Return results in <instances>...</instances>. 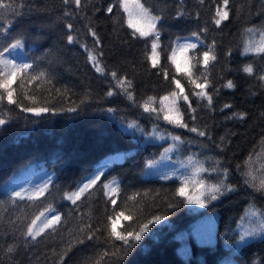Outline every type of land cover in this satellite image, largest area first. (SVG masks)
I'll return each mask as SVG.
<instances>
[{"label": "trees", "instance_id": "16d2710c", "mask_svg": "<svg viewBox=\"0 0 264 264\" xmlns=\"http://www.w3.org/2000/svg\"><path fill=\"white\" fill-rule=\"evenodd\" d=\"M10 2L22 3L23 14L16 17L9 10L0 20V25L14 21L7 33L0 27V50L22 39L23 47L5 55L33 69L12 83L17 103L9 104L0 89L5 96L0 119L6 121L0 125V264H93L96 259L102 264H264L259 236L239 240L256 221L249 209L264 211V192L248 187L241 175L251 171L257 183L264 178V81L257 78L264 73V53H244L246 41H260L258 33L245 30H264V0H229L228 19L219 25L223 0H139L162 17L155 67L149 59L151 38L133 35L117 0H81L79 8L71 0H4ZM192 33L200 34L199 42ZM186 42L197 43V49L178 47ZM213 42L216 59L205 66L202 53ZM173 48L175 63L169 58ZM249 64L255 75L242 70ZM189 72L198 83L206 73L203 91L211 104L194 94L201 89L189 83ZM124 78L131 82L123 87L133 99L121 88ZM175 81L188 96L177 104L188 128L163 119L174 99L170 93L179 91ZM228 81L233 88L226 87ZM109 91L114 94L108 96ZM165 96L169 99L162 101ZM145 103L158 113L146 112ZM24 107L50 111L37 115ZM175 136L183 142H174ZM224 169L235 192L204 205L176 194L183 182L188 195L199 196L224 181ZM100 172L101 180L75 204L66 198ZM113 179L118 192L111 191ZM46 183L43 195L34 196ZM15 192L22 198L13 203ZM54 214L61 216L54 230L46 228L35 240L24 235L33 219L40 217L39 230ZM157 216L164 219L149 224L127 256L112 255L123 242L109 235V217L117 231H138ZM89 227L93 240L86 239ZM105 251L108 256L101 257Z\"/></svg>", "mask_w": 264, "mask_h": 264}, {"label": "snow or ice", "instance_id": "6c2138e0", "mask_svg": "<svg viewBox=\"0 0 264 264\" xmlns=\"http://www.w3.org/2000/svg\"><path fill=\"white\" fill-rule=\"evenodd\" d=\"M65 4H68L70 0H64ZM78 8L81 7V0H71ZM118 6L123 9L125 13L128 15V26L130 28H133L135 31L133 32V35H136V33H139V36L141 38H151V54L149 56V59L152 62V66L155 67L157 64V57L158 52L157 49L159 47V39H160V33L157 28V24L162 20L161 16H154L151 14L150 10L145 8L143 4L139 3V0H117ZM229 3V0H223L224 8L225 10L220 11L217 10V16L218 19L215 20V23L219 25L222 20H227L229 16V12L227 10V5ZM114 5H109L107 8L108 13H112ZM22 8L23 4L16 5L14 3H4V0H0V20H6L7 15L9 13V10H11V15L19 17L22 16ZM71 13L65 12V15H70ZM183 13L178 12L177 16H181ZM135 17V18H134ZM14 21H10L8 23H5L3 25H0L2 27V30L7 33L9 29L13 27ZM67 27L71 29L73 26L71 24H68ZM91 31L92 36H96V33L89 29ZM248 33H258L260 36V41L258 44L253 45L251 41L245 42L244 47V53L247 54L249 52L253 53H264V30L261 29H255V28H249L245 30ZM199 33H192V36H195L197 38V41L199 42ZM67 40L71 43L74 40V37L69 35L67 37ZM180 40V38H177V42ZM98 42V38H97ZM214 44L213 42L212 46L208 47V50L204 51L202 53V63L207 66L210 61H214L216 59L215 55H212V52L214 51ZM23 47V40L22 39H16L14 42L8 44L7 47H4L3 50H0V89H3L6 92V98L8 100L9 104H15L17 101L13 98L14 97V90L12 88V83L16 80L17 76L28 72V70L33 69L32 64L28 63H17L14 59H9L5 54L8 53L11 55V50H16ZM178 47L182 50L186 49H197V43H190L186 42L183 44H178ZM175 52L176 48L172 49V55L169 57L173 63H175ZM230 54V53H229ZM90 59H93L95 61V57H91ZM198 62H200L198 60ZM245 73L249 75H255L254 68L251 64L245 65L242 69ZM97 71H101L99 67H97ZM177 71H180L179 66H177ZM41 77L45 75L44 72H41L39 74ZM165 77H167V72H164ZM189 76V83L194 85L195 88L201 89V92H194L197 96L207 97L209 104H211V97L207 96V93L203 91L207 87V76L206 73H202L204 76V83H198L197 80L191 78V73H187ZM113 78L116 77V73H112ZM37 77H33V79H36ZM259 80L264 81V73H261L258 77ZM177 84V87L179 88L178 92L170 93V96H172L174 99L172 100V106L169 108L168 112H165L163 119L169 121V123H175L178 124L180 127L188 128V125L183 122L182 119V113L179 112V108L177 107L178 101L180 99L184 101H188V96L184 94V90L179 85V81H175ZM123 84H128L129 88L131 87V82L128 81L126 78L123 79V83L121 84L122 90L125 92V94L128 96L129 99H133V94L131 91H129L127 88L123 87ZM226 87L233 88L234 85L232 81H228L226 84ZM114 93L112 91H109L107 93L108 96H112ZM5 99V96L0 94V101H3ZM152 99V98H149ZM169 99L168 96L162 97L161 100H167ZM144 110L146 112H157L158 110L154 107H151L149 104L145 103L142 105ZM190 107V103H189ZM225 107H231L230 105H225ZM72 111H75V109H71ZM23 111L25 112H32L37 115L41 113H45L50 111L47 107H24ZM109 112L114 111V109H108ZM195 110L193 109V112ZM175 113V115H171L170 113ZM243 114H241L242 116ZM193 120H195V116L192 117ZM6 121L3 119H0V125L5 124ZM130 127L135 126L134 124H130ZM189 131L197 133L199 136H206V131H201L196 127H191ZM223 139V138H222ZM174 142H183L181 140V137L175 136L173 137ZM169 149H166L165 151H168ZM251 159V156H249L248 160ZM248 160L245 161V164L248 163ZM240 169V165H237V170ZM104 175L103 172H100L99 174H95L92 177L88 179L86 183H84L79 189L72 193H66L65 196L68 200H71L73 204L76 203L77 200H79L86 191H88L90 188H92L94 185L97 184L98 181L101 180V177ZM228 175V170H223V176L225 177L224 181L218 182L217 184L211 185L205 190H202L199 194V196L193 198L191 195H188L186 192L185 183L182 182L181 186L176 190V194L180 197H184L187 201V203H197L204 205L206 201L210 198L211 200H217L222 196H226L228 193L235 192L236 188L226 182V178ZM242 176L245 177L244 183L252 188L256 192H264V178H260L259 182L257 183V177L256 175L249 171V172H242ZM169 177L165 176L163 179H168ZM48 183H51L49 180ZM48 183L44 184L42 188L37 189L34 192V196L38 197L43 195L44 191L47 190ZM112 184H115L116 187L111 188V191L118 192L119 191V182L113 179L111 182ZM104 188H110V184H104ZM203 188V185H201ZM205 192L207 195H205ZM13 196V203L15 202V197H21L20 192H15L12 194ZM22 198V197H21ZM32 197H30L31 199ZM113 204H115V200L112 201ZM171 207V205H169ZM47 211L52 212L53 210L51 208L47 209ZM249 214L251 216L256 217V221L248 230H245L241 233L239 240L240 241H246L247 238H255L259 236L261 238V242H264V211L257 210L254 208V206L249 209ZM44 213H41V216H43ZM119 216H124V213H119ZM40 217H36L31 221V224L27 226L26 231L24 232V235L26 237H31L33 240L36 239V237L40 236L42 232L46 228L55 229V225H57L61 221V216L58 214L52 215L51 219H45L43 222V227H41L39 230L35 229V225L37 223V220H39ZM124 219L131 220L132 217L124 216ZM163 216H157L153 220H150L148 223L138 225L139 230H132V231H117L115 227V220H113L111 217H109V220L111 221V231L109 233L110 236L115 237L117 240H120L123 242L122 249L120 252H114L112 253L113 256H127L131 250L135 247L136 243L141 241L144 233L148 231V225L151 223H157L160 220H163ZM95 238L94 234L90 230L86 236L87 240H93ZM84 241L81 240L79 243H83ZM14 251V246L9 245L7 248V252L11 253ZM66 254V253H65ZM108 252L105 251L101 254V257H107ZM64 255H61L60 260L63 261ZM93 264H102V259H96L93 261Z\"/></svg>", "mask_w": 264, "mask_h": 264}]
</instances>
